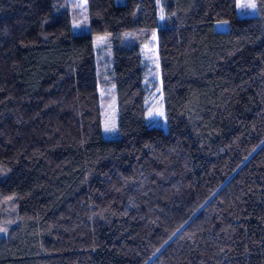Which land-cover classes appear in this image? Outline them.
<instances>
[{
  "label": "trees",
  "instance_id": "16d2710c",
  "mask_svg": "<svg viewBox=\"0 0 264 264\" xmlns=\"http://www.w3.org/2000/svg\"><path fill=\"white\" fill-rule=\"evenodd\" d=\"M76 2V4H75ZM0 0V264H264V0ZM243 9H248L243 5ZM227 20V28L214 21ZM157 29L167 128L145 119ZM110 53L96 54L93 37ZM108 71L119 134L101 132Z\"/></svg>",
  "mask_w": 264,
  "mask_h": 264
},
{
  "label": "rangeland",
  "instance_id": "374dc122",
  "mask_svg": "<svg viewBox=\"0 0 264 264\" xmlns=\"http://www.w3.org/2000/svg\"><path fill=\"white\" fill-rule=\"evenodd\" d=\"M122 2L124 0H115ZM157 3V19L163 18L161 0ZM76 4V2H75ZM253 4L252 0H237L236 11L239 15L248 14L254 11L249 5ZM245 5L248 9H243ZM77 9L71 15V28L74 31H83L88 29V16L86 12V0H77ZM227 20L214 21V27L218 29L227 28ZM93 37V47L98 53H110L107 45L106 35ZM142 58L145 62L144 86H145V119L149 124H156L164 129L167 128L166 112L163 101L161 87V71L157 50V29L153 28L148 38L142 43ZM99 104H100V121L101 132L104 137H114L119 134L117 126V98L114 82L110 73L106 70L99 76L98 80ZM151 113V115H150ZM162 113V115H160ZM107 126V128H106Z\"/></svg>",
  "mask_w": 264,
  "mask_h": 264
},
{
  "label": "snow or ice",
  "instance_id": "6c2138e0",
  "mask_svg": "<svg viewBox=\"0 0 264 264\" xmlns=\"http://www.w3.org/2000/svg\"><path fill=\"white\" fill-rule=\"evenodd\" d=\"M250 7H252V8H255L256 7V5L253 3V4H251V5H249ZM150 115H151V113H150ZM160 115H162V113H160ZM106 128H107V126H106Z\"/></svg>",
  "mask_w": 264,
  "mask_h": 264
}]
</instances>
